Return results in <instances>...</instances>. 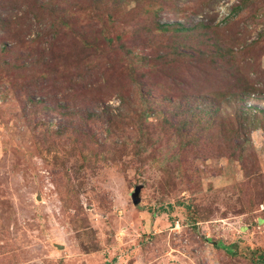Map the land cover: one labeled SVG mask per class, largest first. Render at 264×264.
Here are the masks:
<instances>
[{
  "label": "rangeland",
  "instance_id": "obj_1",
  "mask_svg": "<svg viewBox=\"0 0 264 264\" xmlns=\"http://www.w3.org/2000/svg\"><path fill=\"white\" fill-rule=\"evenodd\" d=\"M46 1L0 0V264H264V0Z\"/></svg>",
  "mask_w": 264,
  "mask_h": 264
},
{
  "label": "trees",
  "instance_id": "obj_2",
  "mask_svg": "<svg viewBox=\"0 0 264 264\" xmlns=\"http://www.w3.org/2000/svg\"><path fill=\"white\" fill-rule=\"evenodd\" d=\"M5 1V0H4ZM48 1H50V0H48ZM48 1H46L45 2V4L46 5H49V2ZM41 2V1H40ZM40 2H39V6H41V4H40ZM55 20V22H57V23H60V24H66L65 22H62L63 20L61 19V21H59V19L57 20V19H54ZM4 21V20H3ZM3 21H1L0 23H2ZM3 24V23H2ZM6 25V24H5ZM54 25H59V24H54ZM174 25H176L177 27L174 29V31H178L180 34L181 33H183V31L185 30L183 27H181L179 24L177 25V22H173V23H171V24H169V25H160L159 27L161 28V29H163V31L164 32H169V29L170 28H172ZM56 35H59V32L58 31H56ZM29 46H32V42H30V44H29ZM193 46H194V44H193ZM195 50H197V49H195ZM214 54V53H213ZM215 55H217V58H222V59H226L227 58V55H226V53L224 52V53H221L220 52V48L219 47H217V50H215ZM37 60L36 59H32V58H30V57H28V62H27V66H32L33 64H35V62H36ZM262 262L264 263V257L262 258Z\"/></svg>",
  "mask_w": 264,
  "mask_h": 264
},
{
  "label": "water",
  "instance_id": "obj_3",
  "mask_svg": "<svg viewBox=\"0 0 264 264\" xmlns=\"http://www.w3.org/2000/svg\"><path fill=\"white\" fill-rule=\"evenodd\" d=\"M139 190H140V187H136L134 190V194L131 196L133 204H137L139 202V199H138Z\"/></svg>",
  "mask_w": 264,
  "mask_h": 264
}]
</instances>
